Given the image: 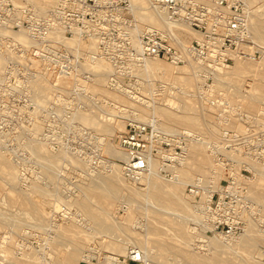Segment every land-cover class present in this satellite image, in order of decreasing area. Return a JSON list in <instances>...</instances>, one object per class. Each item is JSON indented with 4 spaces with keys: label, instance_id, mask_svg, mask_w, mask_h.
Returning <instances> with one entry per match:
<instances>
[{
    "label": "built area",
    "instance_id": "obj_1",
    "mask_svg": "<svg viewBox=\"0 0 264 264\" xmlns=\"http://www.w3.org/2000/svg\"><path fill=\"white\" fill-rule=\"evenodd\" d=\"M149 2L164 11L171 22L189 25L204 39L180 47L168 33L144 27L137 47L134 35L139 26L132 0H0V53L6 58L4 70L0 72V117L16 109L15 101L20 97L16 94L18 80H32V83L41 73L46 80L60 82L59 78L65 77L72 82L71 91L80 94L87 89L77 80H90L92 75L85 65L102 59L113 69H127L136 74V80H122L116 72L108 80L112 88L121 87L136 98L152 101L169 88L165 82L150 85L151 78L137 72L148 57L185 64L191 55L204 66L200 72L207 81L203 89L212 90L208 82L216 68L230 65L234 61L231 52L237 53L248 45L251 30L245 1ZM20 33L28 37L29 44L18 40ZM92 44L95 49L91 48ZM206 90L201 95L216 108L222 132L217 141L208 144L222 171L221 188L211 191L213 177H197L188 186L187 193L197 211L205 215L206 235L215 232L239 235L245 226L243 214L252 205L244 183L239 184L233 173L237 168L241 174L248 171L245 161H239L236 155L240 149L264 161V108L254 114L240 105L234 106L225 93ZM61 98L58 92V99ZM235 121L243 127H237ZM191 139L188 132L164 130L158 120L129 122L118 140V145L128 154L123 161L125 175L137 179L157 159L160 172L173 177L174 167L187 154ZM129 259L141 262L140 258Z\"/></svg>",
    "mask_w": 264,
    "mask_h": 264
},
{
    "label": "rangeland",
    "instance_id": "obj_2",
    "mask_svg": "<svg viewBox=\"0 0 264 264\" xmlns=\"http://www.w3.org/2000/svg\"><path fill=\"white\" fill-rule=\"evenodd\" d=\"M260 11L262 13L258 12L260 16L259 18L264 23V10L260 9ZM252 36L255 43L248 42V45H245L241 48V52H244L248 56L247 60L243 64H244V68L247 69L249 72L243 75H237V74H232L235 71H233L234 68L231 69V74H232L231 76L234 77L235 80H244L245 84L247 83L246 81L248 80H255L256 77H259V75H264V48H261L259 47L260 45H257L264 42V39L258 38L254 33L252 34ZM194 40L195 38L192 39V41ZM92 45L91 48H93ZM159 60L166 64H173L172 62H169L163 58L162 59L159 58ZM234 64H235V60L231 62L230 65L234 66ZM180 65H185V64L183 63ZM85 66L86 69L92 72L93 77L96 76L97 72L101 71L99 72L100 75H97V78H100L101 80H91L87 84L88 90L85 91V89H83L81 92H79L80 94L78 93L76 94V92L74 91L69 92V89L72 88V83L70 81L69 82L66 81L67 82L66 84H64L65 82H63L64 88L67 89L65 94L68 95L64 96L65 99L61 98V100L58 99L59 91L58 89H56V86H58L60 82L57 80H48L49 82L46 80L45 82L43 81L41 82L44 83L45 85L43 89L40 90L41 101L40 99L39 100L36 99L35 97L36 93L34 92V90L32 91V89H30V85H29L31 83L30 80H18L20 83H17L16 94L17 96L20 97H18L17 100L15 101L16 109L12 111V113H8V116L0 117V140H1L0 152H4L8 154L9 158H11V160L14 162V165L15 164L18 165L17 167L18 172H20L19 173L20 177L18 178V180L16 182H11L10 184L6 182L7 180L4 177L0 176V220H1L0 221V264H10V261L13 260L14 254L15 255L17 254L19 262L21 260L22 261L21 263L24 262V264H37V263L54 264L53 261L58 262L59 255H56V253L59 254L60 252H62L63 248H70L72 246L68 242L60 244V242H56L54 240L52 241V239H54V237L56 236L55 233H57L56 232L57 224L60 221L62 222L61 218L64 211L67 219H70L73 216L72 218L73 220L71 219L73 223L69 222L68 224L74 225L76 230L75 232L77 235L76 239L82 245V249L79 258L77 260V264H82V263L83 264H109V263L114 264L113 262H116V264H143L142 262L131 261L128 255L127 256L124 254L122 255L121 253H115L114 255L111 254L118 251L112 249L109 246V244L112 241L123 238V240L127 241L128 243V244L126 243L125 245L126 251L129 249L127 252H130V250L133 248L136 247L140 248V246L143 247V243H139L135 241L137 237L143 238V236L145 239L147 238L146 239L147 241L149 240L148 241L149 243L145 244V249L148 251V253H150V255L153 256L155 255V257L153 258L155 263L182 264L184 261L182 260L183 254L182 252H180L179 247L183 246V244L179 239L178 240L175 239L177 237L175 235L176 223L173 220V216L168 215L167 213L161 216L156 215V212L153 211L154 210L153 206H151L152 203L149 201L146 202L143 196L142 197L135 196L137 201L135 202L133 200H130V204L129 203L127 204L125 199H123L121 200L122 203L116 201L109 205L110 214L106 216V219L110 223L116 221V225L113 232L100 231L98 229L86 225L85 217L87 216L85 215V212L81 207V201L85 198L81 189L82 186L84 185L82 183L92 181L91 179L94 176H96L98 172L102 171V173L104 174L108 173L109 170L106 167L108 161L109 162L115 161L123 165L122 160H116L113 157H111V155L106 150L107 149L106 145L113 144L116 147H118L119 136L121 133L125 131L126 125L131 120L129 121L127 117H125L124 119L122 118L125 126H123L122 129H117L112 135H107L103 132L97 131L90 124H87L83 121H82L83 123H81L78 117H74L76 119L72 117L75 116L74 114H76L78 111L89 110L91 111L92 114L97 115L98 117H103L106 114H108V117H110L112 121H115L116 119H120L119 115L123 114L122 111L120 110L121 107L123 108L124 105L129 104L128 101L131 100H129L127 96H125L123 93H120L116 89L112 88V85L109 84L108 80L110 79L111 75L116 72L118 73L119 78H121L122 80L123 79L130 80L131 78L132 80H136L138 79V77L136 76L135 73L134 75L131 74L127 69L117 70L109 66L107 70H103L101 64L100 66L99 65L93 66L91 63H87ZM139 74L147 75L144 76L146 78L154 77V79L152 78L151 80L152 82H154V85H159V82L168 83L169 88L167 89V91L159 96H156V99L159 102H161L163 107L165 108L169 106L180 105L181 99H183L182 96H185L187 98L189 97L191 99L190 101L193 100L192 103L193 105H195L194 107L197 110H199L204 105V99L206 98L205 97L203 98L201 94L205 91V89L204 90L200 89L199 84L206 81L205 79L202 80L203 82H200L199 80H177V79L174 80L172 76L165 75L161 72H159V75L163 77L162 79L158 78L157 76H151V75L149 76L148 74L145 73H139ZM235 80H225L223 81V83L220 82L219 84H216L212 88V90L210 91L206 90V92L214 93V94L225 93V95H227L229 102L231 101L234 104V106L239 107V105H241L243 108H245L246 110L252 113L259 112L264 107V102L259 103L257 105H251L249 103L251 101L250 100L251 95L248 93L251 91L250 87H242V89L240 88L241 90H239L236 88L237 85ZM208 83L213 84L214 78H212ZM37 94H38V90H37ZM205 101L207 105L210 106V109L214 111V113H216L213 117L212 124L217 125L218 128L220 129L216 108L212 106L207 99ZM64 102L66 103L64 104ZM36 112L39 115H36L37 114ZM60 113L62 114L60 115ZM70 117L72 120H70ZM60 118L63 120H60ZM149 118L152 119V116L151 117L148 116V119ZM34 119L36 120L39 119L38 121L40 122V125H42V129H41L42 131L39 132L40 133L39 135L35 131L33 132V130L30 127L33 121H36ZM160 119L162 120L161 117ZM69 120L70 123H68ZM22 121L25 122L23 123ZM136 122H144V121H136ZM235 125L239 128L243 127V124L239 121H235ZM175 126L177 125L175 124ZM86 127L90 129H87ZM187 128L186 125L184 126L183 124V125H178L177 129L164 128V130L173 133H180V132H186L188 130ZM189 128L191 132H193L195 135L200 136L201 139L204 138V140H208L209 138L210 139L213 138V136H210L208 134L207 126L202 121H200L199 124L197 125L190 126ZM30 130L34 134L31 133ZM9 134L10 136H8ZM15 137L17 138L15 139ZM191 137L194 136L191 135ZM1 138H3V140ZM8 138L11 139L9 140ZM35 138L37 139V142H39L38 140L40 139L43 141L44 144H48L50 147L48 145L46 146L48 147V150H50L49 152L51 154L54 155L56 154L55 156L58 155V157L60 156L59 157L60 160L58 162L59 165L57 164L56 166L58 169L55 170L54 168L55 171L53 172V174H49L48 172H45V168L48 163L45 160H43V158L40 160L38 154L33 150V148H30V144L32 146V142L33 144H35L34 142L36 141ZM17 139L20 140L22 143H20V141L15 142L18 141ZM27 140L30 141L27 142ZM23 142L25 143V145ZM26 142L28 143L29 146L27 145ZM29 142L31 143L29 144ZM24 146L26 147L24 148ZM205 148H206L205 151H207L205 153L209 154L210 151L208 147L205 146ZM62 150L63 151L65 150L64 152L66 155L64 157H61V155H59V151L63 152ZM208 156L210 158L213 157L211 154ZM72 157H75L78 160L81 159L80 163H77L78 164L77 165L75 162L72 161V159H74ZM238 158L241 161L249 162V164L252 163L250 159H253L244 154L238 155ZM39 160L41 162H39ZM85 161L87 162L86 165H85ZM260 161L264 162L263 160ZM245 164H246L245 168L248 171L243 172L244 176L252 177L253 176L252 170L249 169V167H247L248 163ZM58 166L61 167L63 166L62 167L63 169ZM43 167L44 169H42ZM156 170H160L159 164ZM71 171L74 174L71 173ZM80 172L82 174H80ZM90 172L91 175L93 173V176L90 175ZM157 172L159 173L160 176L163 177L161 178L163 179V181L166 180L171 181L172 178L171 175H166L164 173H161L160 171ZM84 174L86 175L84 176ZM89 175L91 176V178ZM197 176L200 175L196 173L194 175V180L197 178ZM247 180L243 179V183L245 185L246 190L249 191L248 195L251 194V197L249 195L252 205L251 207L252 208L254 207L255 210L254 209L252 210L251 208L249 212L247 211L244 220L245 222H247L246 220H251L253 222L255 221L253 225L257 229L258 223H262V221H260V218H263L264 221V196L261 197V195L259 196L258 194L259 192L260 193L263 192L262 195H264V186H257L256 184L257 182L255 183L256 184L255 185L252 182H248L250 180L248 181ZM32 182L39 185L44 192L43 193H34L33 191L31 192L32 189L30 185L32 184ZM190 184L191 182H189L184 189V197H185V192H187V188ZM11 185L13 186V188ZM90 185L93 186L92 182L90 183ZM255 189L258 190L256 191ZM29 192H31V194H29ZM52 192L53 193L55 192L54 194L57 197L54 196ZM57 193L58 195L61 194V197H64V199H66L64 201L66 202L68 201L67 199L71 198L72 201L71 200L68 201V204H70V202L73 203L71 209L69 207V209L67 210L68 207L64 205L66 203L63 204L64 201L63 202L60 201L59 203L60 204L59 206H62L63 209L64 207H66V209L63 210V212H60L58 208L55 209L54 204L56 202V199L58 198ZM254 193H256V196ZM252 194H254V196ZM27 199L32 200V203L31 204L27 203ZM76 199L79 200L74 203ZM89 201L93 205V208H95L98 211L105 204L99 198L96 197L89 198ZM117 204L119 206L116 208ZM32 207L41 208L44 209V211L43 210L35 211L31 209ZM251 210L253 211V213ZM70 213L72 216L70 215ZM259 213L261 214L260 217H259ZM248 214H251L250 218H247L249 216ZM2 219L4 222L2 221ZM189 221L190 220H188V222L186 223L188 228L189 226H193L192 221H190V223ZM14 224L15 225L17 224L18 226L16 225V227H14ZM145 226H148L146 231H145L146 228ZM143 229L145 232L143 231ZM38 230L41 232H39ZM146 232L149 233L150 238ZM135 234L136 236H134ZM5 235L9 237L12 236V238L9 240L10 242L8 241H7L8 243L6 241H4V243L2 242L4 240L3 238ZM173 235L174 237H172ZM129 236L132 241H129ZM160 237L162 239H160ZM44 238L47 239L45 240ZM169 238L171 241L168 240ZM134 242H136L135 243L136 245L133 244ZM258 243H260V245H258ZM263 243L264 240L263 241L261 240L253 244L254 245L253 247L252 246L244 247L242 251L241 250L239 251V253L242 256L238 253V257L241 259L243 258L245 260H248V262H250L251 264H264ZM160 244H165L168 245L169 247V250L165 251L163 256H160V248H159ZM188 244H189L188 248H190V250L197 255H208L210 252V249L209 251L207 249L208 247L205 246L202 247L198 245L197 242L195 243V241L193 240L188 242ZM44 245L47 248L46 247L43 248ZM19 248L21 249V251L19 250ZM23 249H25L24 251L27 253L26 256L28 259L27 258L24 259L25 257L23 256H25V253ZM14 251L16 252L14 253ZM259 253L262 254V258H261V254ZM17 255L15 256L16 258ZM49 255L51 256V258ZM53 255L54 257H52ZM85 255L87 256L91 255L90 258L91 262L88 260L86 261L84 257ZM115 255H117L118 257H116ZM29 256L31 257L32 260L30 259ZM108 256H114L117 258V260L116 261L115 260L113 261L112 259L110 260L109 259L110 257ZM42 258L43 259L46 258V259L43 261ZM37 259L38 261H36ZM109 261L111 262L113 261V262L111 263Z\"/></svg>",
    "mask_w": 264,
    "mask_h": 264
},
{
    "label": "bare ground",
    "instance_id": "obj_3",
    "mask_svg": "<svg viewBox=\"0 0 264 264\" xmlns=\"http://www.w3.org/2000/svg\"><path fill=\"white\" fill-rule=\"evenodd\" d=\"M203 1L205 3H210V4H212L214 2V0H203ZM244 1L247 5V14L249 17V25H250V30H251V32H250L251 34L249 37L250 39L247 42L255 43L253 36H252L253 33L258 38L264 39V23L260 20V18H259L260 16L258 14V12L262 11V10L260 11V9L264 10V0H244ZM132 2L134 3V14H135V18L138 22V26H139L138 30L135 32V35H134V44L137 47H140V32H141V28H144V27H148V28H152V29H158L164 33H168L172 37V39L176 41V43L180 44L179 45L180 47H183V46H186L187 44L192 43L193 38H195V40H198V41H202L204 39L203 35L200 32L196 31L194 28L190 27L189 25H187L185 23L171 22L167 18L165 12L154 7L153 5H151L149 0H132ZM17 37H18V40L20 42H22L23 44H29L30 43V40L28 39V37L25 36L23 33L18 34ZM257 45H260L259 47L264 48V42L257 44ZM92 46H93V48H96V46L94 44ZM231 56L235 60L234 66L228 65L227 67H217L216 68L217 70L213 73L214 83L210 85L211 88H213L216 84H219L220 82L223 83V81H225V80H235V78L231 76L232 74L243 75V74H246L249 72L247 69L244 68V64H243L247 60L248 56L244 52H241V49L237 53L231 52ZM5 62H6V58L0 53V72H2L4 70ZM186 62L187 63H185V65H180L178 63H173V62H172L173 64H166V63H163L162 61H160L159 58H157V57H148L144 61V67L138 68L137 72L139 71V73H145V74H148L149 76L150 75L151 76H157L158 78L162 79L163 77L159 75V72H161L165 75L172 76L174 78V80H176V79L177 80H199L200 82H203L202 80L204 78L202 77L200 72L202 71V69H204V66L200 63V61H198L197 59H195L194 57H192L190 55V56H188V59ZM34 64H37V66L39 65L38 61H34ZM91 64L93 66H96V65L100 66V64H101V67L103 70H107L109 68V66H111L109 64V62L105 59L93 61V62H91ZM231 69H233V71H235L232 74H231ZM99 72H101V71H99ZM99 72H97L96 76H94V77H93V75H91L90 80H83L82 79V80H77V82L80 83L81 86H84L88 90L87 84L91 80H101L100 78H97V75H100ZM152 78L154 79V77H151V80H152ZM59 79H60V84L56 88L58 89L61 97L64 98V96H66L68 94H65L67 89L64 88L63 82H65L64 84H66L67 83L66 81L69 82V80L65 77H61ZM30 81H32V80H30ZM42 81L45 82L46 77L44 76V74L41 73L31 83V87L34 90V92L36 93L35 97L38 100L40 99V101H41L40 90H42L43 87L45 86L44 83H41ZM235 82L237 85L236 88L239 90H241L242 87H250L251 91L248 93L251 95V97H250L251 101L249 102L251 105H257L259 103L264 102V75H259V77H256L255 80H248V81H246L247 82L246 84H245L244 80H235ZM153 83L154 82H150V85H152ZM203 83L199 84V88L202 90H204L203 89L204 88ZM38 84H40V85H38ZM92 84H93V82H92ZM53 86H56V85H53ZM90 87H91V85H90ZM36 89L38 90V94H37ZM114 89H116L120 93H123L125 96H127V98L129 100H131V101H128L129 104H126L127 106L124 105L123 108L121 107L120 110L122 111L123 114L119 115L120 119H116L115 121H112V119L110 117H108V114H106L103 117H98L97 115L92 114L91 111H89V110L78 111L76 114H74L75 116H73L72 114L75 112L74 111L71 114L73 117L72 116L71 117L72 118L78 117V119L81 123L85 122L87 124H90L97 131L103 132L107 135H112L117 129H122L123 126H125L123 119L125 117H127L129 121L131 120V121L150 122V121L158 120L159 125H161L165 129H177L178 125L184 124V126L186 125V128L188 127L187 128L188 130L186 132L193 135L194 137H192V140L190 141L191 143H189L187 154L174 167V176L171 178V181L170 180L169 181L168 180L163 181V179H161L163 177L160 176L159 173L157 172L160 170H156L158 167V164H159V161L157 159H154L153 162H151L149 170L145 174H142L137 179L132 178V177H128L125 175L124 165H122L118 162H115V161L114 162L108 161V164L106 165V167L109 170L108 173L104 174V173H102V171L98 172V174H96V176H94L91 179L92 181L82 183L84 185L82 186V188L80 187L82 189L83 195L85 197L81 201V207H82L83 211L85 212V215L87 216V217H85L86 218V225L89 227L98 229L100 231H104V232H111L112 231L113 232L115 225H116V221H114L115 223L114 222L110 223L106 219V216L110 214L109 205L116 202V201L121 202V200H123V199H125L127 204L128 203L130 204V200H133L135 202L137 201L135 196H138V197L143 196L146 202L149 201L152 203L151 206H153V208H154L153 211L156 212V215L161 216V215L167 213L168 215L173 216V220L176 223V231H175L176 234L175 235L178 237V238L176 237L175 239L176 240L179 239L183 244V246L179 247L180 252H182V254H183L182 260H184V261H183V263L181 262L182 264H251L250 262H248V260H245L243 258L242 259L239 258L238 253L240 250L242 251V249H244V247H248V246L253 247L254 246L253 244L257 243L258 241L264 240V221H263V218H260V221H262V223H258L257 229L253 225V223L255 221L253 222L251 220H246L247 222H245L244 230L239 235H225L221 232H215L213 235H206L205 234L206 223L204 222L205 215H203L197 211V208L195 207V204L192 202V198H191L189 193L185 192V197H184V189L189 182L192 183L194 181V175L196 173H198V175H200L197 177H204V178L213 177L214 180L211 181L212 183H210L211 184V188H210L211 191L220 190V188H221L219 185V179L222 176V171L220 170V167L217 165L216 161L214 160V157L210 158L208 156V155H210V153L209 154L205 153V152H207V151H205L206 150L205 146L208 147V144L210 142L216 141L218 139V137L221 136L220 134H222V132H221V129H219L217 125L212 124L213 117L216 113H214V111H212L210 109V106L207 105V103L205 101L206 99H204V105L199 110H197L194 107L195 105H193V103H192L193 100L190 101L191 99L189 97L187 98L185 96H182L183 99H181L180 105L169 106V107L165 108V107H163L162 103L159 102L158 100H156L155 98H154V100H152L153 101L152 102L151 100H147V99H144L142 97L141 98L133 97L129 94V92L127 90L122 89L121 87H116ZM69 92H71V89H69ZM88 93H87V95H88ZM32 98H34V97H32ZM32 98H31V100H32ZM65 103L66 102H64V104ZM41 108H43V107H41ZM36 113H34V114H36ZM61 114L62 113H60V115ZM254 114H256V113H254ZM36 115H39V114L37 113ZM148 116H150V117L152 116V119H150V118L148 119ZM71 117H70V120H72ZM160 117L162 118V120L160 119ZM61 118H60V120H63ZM74 119H76V118H74ZM74 119H73V121H74ZM34 120H36V119H34ZM38 120L39 119H37L36 121L32 120L33 123L30 127L33 130V132L35 131L39 135L40 134L39 132L42 131L41 130L42 125H40V122ZM70 120L68 121V123H70ZM75 121H77V120H75ZM200 121H202L207 126V132L210 136H213V138H211V139L209 138L208 140H204V138L201 139L200 136L195 135L193 132H191L189 127L199 124ZM28 123H30V122H28ZM175 124L177 126H175ZM69 125H72V124H69ZM87 129H90V128H87ZM20 131H23V130H20ZM30 132H31V130H30ZM33 132H31V133H33ZM21 133H23V132H21ZM24 134H27V133H24ZM8 136H10V134ZM13 136H15V135H13ZM17 137H15V139ZM1 139L3 140V138H1ZM35 140H36V141H34L35 144H33V142H32V146L30 144L31 142H29L30 148H33V150L40 157V158L38 157L40 160L43 158V160H45L48 163L46 168H45V172H48L49 174H53V172L56 169H58L56 166H57V164L59 165L58 162L60 160L59 159L60 156L58 157V155L55 156L56 154L55 155L51 154L49 152L50 150H48V147L46 146L48 144H44L42 140L39 139L38 140L39 142H37L36 138H35ZM19 141L20 140L15 141V142H19ZM28 141H30V140H27V142ZM20 143H22V142L20 141ZM24 145H25V143H24ZM27 145H28V143H27ZM106 146H107V149H106L107 152L114 159L122 160V161L127 160V158H128L127 152L124 149H122L119 145H118V147H116L113 144H109V145L107 144ZM1 147H3V146H1ZM25 147L26 146H24V148ZM28 151H30V150H28ZM64 151L63 152L59 151V155H61V157H64L66 155ZM239 152L240 153L238 155H243L244 153H245L244 155H246V152H244L243 150L239 149ZM238 155H236V157L239 160ZM30 156H31V154H30ZM247 156L250 158H253V159L249 158L252 161V163H250V164H249V162L245 161V163H248L247 166L249 167V169L252 170L253 176L252 177H249V176L246 177L243 174H241V172H239L238 168H237L235 170V172H233L234 175L236 176V181L240 184L241 181L243 182V179H246V180L248 179V180H250V181L247 180L248 182H252L254 184L257 182L256 183L257 186H264V162H262L258 159H255L254 157H251L249 155H247ZM72 158H74V159H72V161L75 162L76 164L80 163V161H81V159L78 160L75 157H72ZM77 158H79V157H77ZM40 160H39V162H41ZM43 160H42V163H43ZM239 161H241V160H239ZM61 162H62V160H61ZM103 162H106V161H103ZM83 163H84V160H83ZM86 163L87 162L85 161V165H86ZM16 165L17 164L14 165V162L11 160V158H9L8 154H6L4 152H0V176L4 177L7 180L6 182L8 184H10L11 182H16L18 180V178L20 177V174H19L20 172H18V168H17L18 165L17 166ZM43 165H46V164H43ZM58 167H61V166H58ZM54 168H55V170H54ZM42 169H44V167ZM96 171H98V170H96ZM71 173H73V172L71 171ZM80 174H82V173L80 172ZM85 175L86 174H84V176ZM90 175H91V172H90ZM91 176H93V173ZM91 176H90V178H91ZM84 180H87V179H84ZM91 182H92L93 186L90 185ZM30 186L32 189V190L30 189L31 192L32 191L34 193H43L44 192L40 188V186L35 184L34 182H32V184ZM12 188H13V186H12ZM255 190L257 191L258 189H255ZM31 192H29V194H31ZM54 193L52 192V194H54ZM58 193H57V195H58ZM262 193L259 192L258 193L259 196L260 195H261V197L264 196V195H262ZM254 194L256 196V193H254ZM254 194H252V195L254 196ZM59 195H58V198L56 199L55 204L54 203L53 204L55 206V209L58 208L60 212H63V208H62V206H59L60 205L59 203H60V201L63 202L66 199H64V197H61V194H59ZM72 195H70V196H72ZM249 195L251 197V194H249ZM54 196H56V195L54 194ZM253 196H252V198H253ZM92 197L99 198L103 203H105L103 205V207L100 208L99 211L96 210L95 208H93V205L90 203L89 198H92ZM185 198H187L189 201ZM67 200L70 201L71 198L67 199ZM78 200L79 199H76L74 201V203L77 202ZM24 201H25V199H24ZM68 201L63 202V204L66 203L64 205L68 207L67 210L69 209V207L71 209V206L73 205L72 202H70V204H68ZM125 201H123V202H125ZM27 203L31 204L32 200L27 199ZM64 205H63V207H64ZM118 206L119 205L117 204L116 208ZM64 208L66 209V207H64ZM31 209H33L35 211H37V210L38 211H40V210L44 211V209L37 208V207H32ZM119 209H120V207H119ZM253 209H254V207L252 208V210ZM248 212H249V210H248ZM252 213H253V211H252ZM65 215H66L65 212H63L62 218H61L62 222L58 221L59 223L56 226V232L57 233H55L56 236L54 237V239H52V241L54 240L56 242H60V244L68 242L72 246L70 248H63L62 252H60L59 254L56 253V255H59V261L58 262L53 261V263L54 264H77V260H78L79 255H80L82 245L76 239L77 235L75 232L76 230H75L74 225L68 224L69 222L70 223L72 222L73 216L70 213V215L72 217L70 219H67ZM245 215H246V212L243 214L244 219L246 217ZM248 215L249 216L247 218H250L251 214H248ZM260 216H261V214L259 213V217ZM256 219H259V218H256ZM188 220L192 221V224H193V226H189V228L187 227V224H186L188 222ZM2 221H3V219H2ZM190 221H189V223H190ZM256 221H258V220H256ZM117 224H119V223H117ZM259 224H260V226H259ZM16 225L14 224V227H16ZM139 227H142V226H139ZM145 227H146L145 228V231H146L148 226H145ZM143 231H144V229H143ZM39 232H41V231H39ZM48 232H49V230H48ZM48 232H45V233H48ZM146 233L149 236V233L148 232H146ZM134 236H136V234ZM45 237H46V234H45ZM146 237H147V235H146ZM172 237H174V235ZM11 238H12V236L9 237V236L5 235L3 238L4 240L2 242L3 243H4V241L10 242L9 240ZM48 238H50V237H48ZM149 238H150V236H149ZM164 238H163V240H164ZM146 239L144 238V236H143V238L137 237L135 241H137L139 243H143V247L140 246V248H137L135 246L136 248H133L130 250L131 253L127 252L129 249L126 251L125 245H126L127 241L123 240V238L116 239V240L112 241L109 244V246L112 249L117 250L118 252H114V250H113L114 253H111V254L114 255L115 253H121L122 255L123 254L126 256L128 255L129 257L134 258V259L140 258V261L143 264H157L153 260L155 255L154 256L150 255V253H148V251L145 249V244L149 243L148 242L149 240L147 241ZM160 239H162V238L160 237ZM168 240H170V238ZM192 240L195 241V243L197 242V244L202 246V247L203 246L208 247L207 248L208 251L210 249L209 254L208 255H197V254L193 253L190 250V248H188L189 247L188 242H190ZM129 241H132L130 239V236H129ZM47 242H48V240H47ZM172 242H174V241H172ZM135 243L136 242H134L133 244H135ZM258 245H260V243H258ZM261 245H262V243H261ZM148 246H149V244H148ZM44 247H46V246L44 245L43 248ZM150 248H152V247H150ZM159 248H160V256H163L164 252L169 250L168 245H165V244H160ZM17 249H18V247H17ZM9 250H11V249H9ZM19 250L21 251L20 248H19ZM24 250L25 249H23V251ZM34 251H35V249H34ZM15 252L16 251H14V253ZM91 252H92V250H91ZM20 253H23V252H20ZM24 253H25V256H23V257H25L24 259H26L27 253L25 251H24ZM136 254H138V255H136ZM259 254H261V253H259ZM16 255L14 254L13 260L10 261V264H24V262L21 263L22 262L21 260L19 262L18 255H17V258L15 257ZM115 256L118 257L117 255H115ZM52 257H54V255ZM84 257H85L86 261L87 260L90 261L91 255H88V256L85 255ZM108 257H110L109 258L110 260L111 259L113 261L117 260V258L114 256H108ZM50 258H51V256H50ZM168 258H170V257H168ZM261 258H262V254H261ZM19 259H20V257H19ZM30 259H31V257H30ZM45 259H43V261ZM247 259H248V257H247ZM36 261H38V259ZM43 261H40V262H43ZM109 262H111V261H109ZM113 263L116 264V262H113ZM37 264H40V263H37Z\"/></svg>",
    "mask_w": 264,
    "mask_h": 264
}]
</instances>
